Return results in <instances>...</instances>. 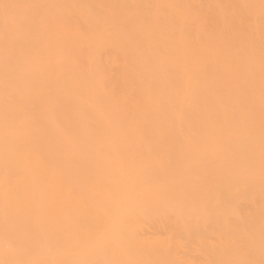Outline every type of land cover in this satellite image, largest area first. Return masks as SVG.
Listing matches in <instances>:
<instances>
[{
	"label": "bare ground",
	"instance_id": "obj_1",
	"mask_svg": "<svg viewBox=\"0 0 264 264\" xmlns=\"http://www.w3.org/2000/svg\"><path fill=\"white\" fill-rule=\"evenodd\" d=\"M262 262L264 0H0V264Z\"/></svg>",
	"mask_w": 264,
	"mask_h": 264
},
{
	"label": "snow or ice",
	"instance_id": "obj_2",
	"mask_svg": "<svg viewBox=\"0 0 264 264\" xmlns=\"http://www.w3.org/2000/svg\"><path fill=\"white\" fill-rule=\"evenodd\" d=\"M8 7H10L9 5H5V8H8ZM262 264H264V262H262Z\"/></svg>",
	"mask_w": 264,
	"mask_h": 264
}]
</instances>
